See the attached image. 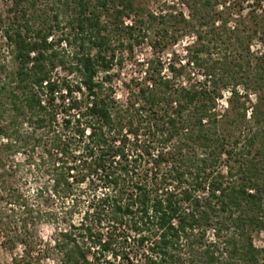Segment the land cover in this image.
I'll return each mask as SVG.
<instances>
[{"label": "trees", "instance_id": "trees-1", "mask_svg": "<svg viewBox=\"0 0 264 264\" xmlns=\"http://www.w3.org/2000/svg\"><path fill=\"white\" fill-rule=\"evenodd\" d=\"M0 2L10 264H264V0Z\"/></svg>", "mask_w": 264, "mask_h": 264}, {"label": "rangeland", "instance_id": "rangeland-1", "mask_svg": "<svg viewBox=\"0 0 264 264\" xmlns=\"http://www.w3.org/2000/svg\"><path fill=\"white\" fill-rule=\"evenodd\" d=\"M171 1L172 0H140V3L141 4L144 3L145 7L148 10L156 12L157 9L165 10L166 5L170 4L169 2H171ZM47 2H49V1H47ZM0 7H1V2H0ZM178 10H182V12L185 14L184 9L178 7ZM190 42H191V39L187 38V37L180 39V41H178L175 45L166 49L165 52L162 53L161 57L163 59L169 58L171 52L182 56L181 51H182L183 47L185 45L189 44ZM0 45H1V42H0ZM251 48L253 51H256V50L262 49L263 47L258 45V44H254L251 46ZM147 54H148V49H147V47L143 46L138 52V58L147 56ZM116 95L118 98H121L120 92H117ZM52 232H53L52 227H50L49 225H41L37 228V234H38L39 238H41L44 242H49L51 235H52ZM254 244L258 247L264 248V235L260 234L259 236L255 237L254 238ZM19 254H20L19 249L10 253V252L3 250L0 247V264H10L11 259L13 257H15L16 255H19ZM39 264H50V261L49 260H43Z\"/></svg>", "mask_w": 264, "mask_h": 264}]
</instances>
